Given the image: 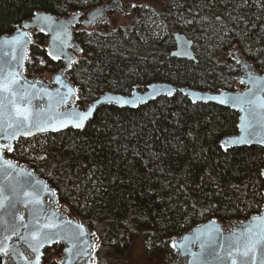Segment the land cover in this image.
Wrapping results in <instances>:
<instances>
[{"label": "trees", "instance_id": "16d2710c", "mask_svg": "<svg viewBox=\"0 0 264 264\" xmlns=\"http://www.w3.org/2000/svg\"><path fill=\"white\" fill-rule=\"evenodd\" d=\"M107 1L0 0V35L36 11L66 16ZM148 1L150 9L133 8L125 25L74 30L83 52L68 74L80 107L107 90L129 94L134 85L143 90L155 81L235 90L239 67L228 55L234 44L264 73V0ZM176 31L193 39L196 62L170 55ZM45 42L40 33L33 38L28 77L62 66L46 56ZM237 123L229 108L175 93L135 109L101 106L83 129L20 139L6 155L35 169L68 214L95 231L102 242L97 264H119L139 239L149 256L172 260V237L210 218L227 224L261 210L264 148L220 146ZM103 251L111 256L102 257ZM61 252V244L46 248L42 264H57Z\"/></svg>", "mask_w": 264, "mask_h": 264}, {"label": "water", "instance_id": "95a60500", "mask_svg": "<svg viewBox=\"0 0 264 264\" xmlns=\"http://www.w3.org/2000/svg\"><path fill=\"white\" fill-rule=\"evenodd\" d=\"M133 5V4H132ZM132 5L128 8L125 6L123 0H108L107 2L92 7L89 10L82 11V10H75L70 12L68 15H57L47 11H36L32 15L31 18L20 22L14 29L11 34L7 35H0V57H3L4 60L11 61L13 65L16 64V61H12V55H16L18 57L22 56V64H20L16 71L20 73L21 83L24 81L28 82V85H34V87H29V91L37 93L39 97L42 99L34 100L33 103L39 105L40 108L47 110L49 106V97L41 92L40 89H47L48 92L52 94L51 104L53 106L54 111L65 112L69 111L73 107L77 108L78 110H85L91 105H95V110L93 112L92 117L85 123L86 124L93 119L96 111L104 105H113L118 108H129L135 109L138 106L147 104L151 101L156 100L160 97H171L175 93H180L183 96L187 97L190 102L192 103H202V104H214L222 107L229 108L238 114V123H237V132L234 134L226 135L220 140V146L222 142L231 139V138H238L242 135H246V133L242 132V121L241 117L246 116L245 112H242L238 106H233L231 103H220L218 99H211L210 97H220L225 98L227 96H236L237 94H246L250 88L253 87L252 82L249 81L248 75L249 73L253 77H257L260 79L262 84H264V74L259 72L255 69L253 62L243 57L242 52L237 47L236 44L232 46V48L228 51V55L230 52H234V55L231 56L236 64L239 67V71L235 76V81L237 85L242 86L237 90H226L220 89L218 91H211V90H201L196 88H191L188 86H178L168 82L162 81H155L151 82L146 87L141 90L139 86L136 84L133 86L131 92L129 94H121L115 93L112 91H105L101 93L96 99L90 101L84 105L83 108L79 107L76 99V96H79V88L78 86L70 79L69 77V70L71 67H68V60L71 59L73 62L71 66L76 62L78 56L82 54L83 49L81 44L76 41L74 36V30L77 27H83L84 29H90L95 27L99 23H103L106 21L108 16L115 13V11L119 10L121 15L124 17H128L132 9ZM42 17H50L51 21L45 22L42 20ZM55 22L57 25H63L66 29V34L62 35L59 40L55 41V44L60 45V41L63 40L65 43L62 45L63 55L60 57L59 60H52L51 57L48 55V51L50 50V46L53 44V36L54 33L52 28L48 26L49 23ZM43 29V31H41ZM22 33L27 35L21 36ZM40 33L46 37V42L44 45V49L46 52V56L55 62H60L61 67L50 74L49 79H46L42 76L39 77H28L26 74V61L29 58L30 54V47L33 42L34 36ZM21 36V40L23 43V50H21L20 46H15L11 43L14 37ZM173 40H174V47L172 48L170 55L172 57L178 59H186L190 61H197L195 51L193 48L194 42L192 39L188 38L184 33L181 32H174L173 33ZM9 42L7 44H3L2 42ZM13 47H15V52H13ZM7 52L8 55L4 56V53ZM237 61H240L239 63ZM244 65H247L245 67ZM60 75L61 81L57 82L55 77ZM243 81V82H241ZM67 83L73 89H76L75 95L71 98V102L63 107H56V102L59 97L56 95L57 90L60 91L61 94L67 91L62 85ZM26 85V87L28 86ZM149 86H154L155 89L159 90V95L153 97V89ZM172 90V95H168V90ZM133 91L137 93L139 97H142V100H137L135 105L131 104H119L116 102H109L107 100V96H115V97H124L128 99L133 98ZM255 91V90H254ZM262 98H264V93H257ZM99 101V103H97ZM66 129H74L80 130L72 127L69 125L66 128L60 129L59 131H46L44 133H36L33 136H20L17 140L12 141V148L14 147L15 143H17L20 139L23 138H32L40 134L45 133H58L64 131ZM249 133L252 135L248 136L249 142L242 143V144H234V145H225V147H221L223 150H228L235 147H242V146H253L258 145L264 148V143L261 141L264 140V126L259 124H254L252 127L248 129ZM8 143L3 139H0V144ZM6 151L3 152V157L11 160L17 166L16 172L13 173V176H16L17 172H20L21 169L29 172L32 174L31 177H21L24 180H31L32 183L42 182V184L47 185L46 189H42L40 192V199L42 207L47 215H51L52 212H55L57 216L60 218L57 220V223L61 224L63 227L71 229L72 225L74 224H81L84 226L86 233L95 232L85 221L80 220L78 218L71 217L68 214L69 208L65 204H61L59 200V196L57 191L51 184L39 175L35 169L31 168L28 164L19 163L17 160L9 157L6 155ZM264 167L262 168L261 176L264 180ZM12 178L9 177V180ZM6 182L3 176H0V183ZM40 187V185H38ZM17 208L19 209V214L25 217L24 222H20L19 220L16 221L17 224L26 223L28 220L31 219L30 211L33 208L25 209L22 204H18ZM0 215H3L0 212ZM264 216V188L262 191V206L261 210L258 213L252 214L246 219H232L227 224H224L217 218H210L204 222L198 223L194 225L189 230L176 235L170 239V247L174 251V259L171 264H232V260L230 257L226 255L227 245L234 241L236 237L243 232L246 227L253 222V217H262ZM10 219V218H9ZM71 221L72 225H67L64 222ZM20 232L23 234L26 230L23 227H20ZM2 232V229H0ZM2 238V236H0ZM187 238V239H185ZM83 239L89 240L90 244L95 245L94 248H89V254L87 256H82L76 259H73L72 264H92V258L94 257V264H96V248H97V240L98 236H89L86 235ZM176 241L177 247L173 248L172 243ZM17 243V237L13 236L11 240L8 241L9 250L11 251L12 245ZM203 243L204 247H201ZM54 244H61L62 245V254L61 258L57 261V264H60L61 261L66 259L67 254L64 251L65 244L63 242L60 243H52L50 246L46 245L44 248L41 249L43 253L44 250L48 247H52ZM20 250L24 252V255L27 257H32L33 253L24 245L22 242H19ZM85 247H88L85 245ZM215 249L223 259H217L214 255L210 253L212 250ZM259 256H264V253L258 254ZM42 257H40V264H42ZM17 264H25L23 259L17 258ZM238 264V261H237Z\"/></svg>", "mask_w": 264, "mask_h": 264}, {"label": "snow or ice", "instance_id": "6c2138e0", "mask_svg": "<svg viewBox=\"0 0 264 264\" xmlns=\"http://www.w3.org/2000/svg\"><path fill=\"white\" fill-rule=\"evenodd\" d=\"M132 7L142 6L133 4ZM42 20L49 22L51 18L42 17ZM48 26L52 28L54 33L53 44L50 46L48 55L52 60H59L63 55L62 45L65 41L61 40L60 45L55 44V41L66 34V29L63 25L55 24L54 21L49 23ZM23 35L27 34L22 33L21 36ZM21 36L14 37L11 43L20 46L23 50ZM2 43L7 44L9 42ZM12 50L15 52V47ZM7 55L8 53L5 52L4 56ZM229 55H234V52H230ZM11 60L16 61V64L13 65L11 61L0 57V139L8 141V143L0 144V176H3L6 181L0 183V212L3 213V215H0V229H2V232H0V236H2L0 238V264H17L18 257L23 259L25 264H40V257L43 255L41 249L46 245L50 246L52 243L60 242L65 244L64 251L67 254L66 259L61 261L60 264H72L73 259L87 256L89 248L96 247L90 244L89 240L83 239L86 235L96 236V233H86L83 225H72L71 221H65L64 223L72 225V228H65L57 223L60 218L55 212L47 215L44 209L40 207L42 204L40 192L42 189H46L47 185L42 184V182L32 183L30 179H21V177L32 176L31 173L23 169L17 172L16 176H13L17 166L13 161L4 158L3 152L4 150L11 152L13 150L11 142L17 140L20 136H33L36 133H44L49 130L59 131L69 125L76 129H83L85 123L92 117L95 105H91L85 110H78L73 107L65 112L54 111L51 104L52 94L47 89H40L49 97L48 109L40 108L38 103L34 104L33 101L42 99V97L29 91V87H34V85H28L27 81L21 83L20 73L16 71V68L22 64L23 57L12 55ZM72 62L71 59L68 60V67H71ZM43 63L44 61H41V64ZM244 66L247 67V65ZM248 79L252 82L253 87L246 94L227 96L223 99L210 97L211 99H218L220 103L228 102L233 106H238L242 112L246 113V116L241 117L242 132L246 135L228 139L222 142L221 147L247 143L249 142L248 136L252 135L248 132V129L254 124L264 126V98L257 94L258 92L264 93V84L259 78L253 77L250 73ZM55 80L60 82L61 76H56ZM26 85L28 86L26 87ZM62 87L67 91L61 94L57 90L56 95L59 97L56 102L57 108L70 103L71 98L77 91L67 83H64ZM149 87L153 89V97L160 94L154 86ZM167 94L172 95V90L169 89ZM76 99H79V96H76ZM142 99L135 91H133L132 99L107 96L109 102L114 101L119 104L135 105L137 100ZM261 142L264 143V140ZM9 177L12 179L9 180ZM18 204H22L25 209L33 208L30 211L31 219L26 223H16L17 220L20 222L25 221V217L19 214ZM20 227L26 230L23 234L19 230ZM13 236L17 237V243L12 245L10 251L8 241ZM19 242L27 246L33 253L32 257L24 255V252L20 250ZM85 245L88 247H85ZM150 246L151 242L149 241ZM172 247H177L176 241H173ZM201 247H204L203 243ZM261 253H264V216L253 217V222L234 241L230 242L226 249V255L231 258L232 264H237V261L238 264H264V256L258 258V254ZM210 254L217 259L224 258L215 249ZM92 264H94V257L92 258Z\"/></svg>", "mask_w": 264, "mask_h": 264}, {"label": "rangeland", "instance_id": "374dc122", "mask_svg": "<svg viewBox=\"0 0 264 264\" xmlns=\"http://www.w3.org/2000/svg\"><path fill=\"white\" fill-rule=\"evenodd\" d=\"M150 3H152L151 1L148 0H141L140 2H138L139 6H144L148 9H150ZM125 6H127L128 8L130 7V4L125 3ZM110 22L112 24L113 27L119 26V25H125L126 23L129 22V18L128 17H124L121 15L120 11L117 10L115 11V13H113L112 15L108 16V18L106 19L105 23ZM100 24V23H99ZM97 24L95 27L90 28V29H85L88 31H91L93 29H96L97 26L99 25ZM78 28V27H77ZM79 30H83V27H79ZM181 32V31H178ZM183 33V32H182ZM185 34V33H184ZM186 35V34H185ZM187 36V35H186ZM188 38H190L189 36H187ZM192 39V38H190ZM193 40V39H192ZM45 45V44H44ZM232 48V46L229 48V50ZM228 50V51H229ZM81 55L78 56V58ZM231 57V56H230ZM78 60V59H77ZM76 60V61H77ZM76 63V62H75ZM74 65V64H73ZM72 65V66H73ZM237 65V64H235ZM71 66V68H72ZM256 69V68H255ZM257 70V69H256ZM263 73V72H261ZM264 74V73H263ZM42 77L49 79L50 77V73H43V75H41ZM242 88V86L236 85L235 84V90ZM67 206V205H66ZM69 208V207H68ZM102 245V242L98 239L97 240V248L100 247ZM145 247H147V245L144 244V242H142L140 239L133 241L129 250L127 251V258H123L121 260V262H119V264H171V262L173 261V259L171 260L168 256L166 255H161V256H154L151 257L147 254V250L145 249ZM96 248V250H97ZM149 248V247H148ZM174 253V251H173ZM62 254V253H61ZM107 256H111V254L107 251H103L102 252V257H107ZM124 256V255H123ZM122 256V257H123ZM175 256V255H174ZM121 257V258H122ZM61 258V256L59 258H55L56 263L57 261ZM128 259V260H127ZM97 256H96V264H97Z\"/></svg>", "mask_w": 264, "mask_h": 264}]
</instances>
